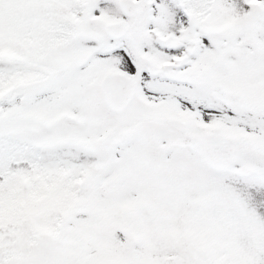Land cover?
I'll return each mask as SVG.
<instances>
[{
  "label": "snow or ice",
  "instance_id": "1",
  "mask_svg": "<svg viewBox=\"0 0 264 264\" xmlns=\"http://www.w3.org/2000/svg\"><path fill=\"white\" fill-rule=\"evenodd\" d=\"M0 264H264V0H0Z\"/></svg>",
  "mask_w": 264,
  "mask_h": 264
}]
</instances>
